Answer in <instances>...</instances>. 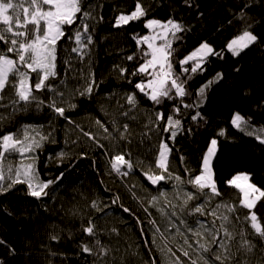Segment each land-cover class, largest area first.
<instances>
[{
  "label": "snow or ice",
  "instance_id": "snow-or-ice-1",
  "mask_svg": "<svg viewBox=\"0 0 264 264\" xmlns=\"http://www.w3.org/2000/svg\"><path fill=\"white\" fill-rule=\"evenodd\" d=\"M181 3L188 9L199 8L194 0H181ZM104 7L102 0H0V126L17 114L29 111L33 105L37 110L47 107L53 113L51 120L59 118L72 125L73 130L78 129L90 148L100 149L105 157L114 153L108 163L117 176L128 177L137 167L144 166V176L152 186L171 182L170 192L158 187L156 194L149 192L148 197L139 198L151 228V246L145 243L150 259L144 264H157L153 251L159 253V264H252L251 257L257 249L256 239L264 244V223L253 211L264 200V189L252 182L250 173H237L225 181L228 188L235 190L226 197L215 178L213 162L219 150L216 137L210 140L197 168L187 165L186 157L181 154L179 160L184 165L183 174L174 173L170 157L177 136L185 132L192 134V129L185 128L183 124L187 115L185 110L202 108L208 102V93L226 76L217 72L197 86L195 92L190 90L188 82L196 75H203L209 57L224 59L226 50L237 58L247 49L264 43V32L260 31L264 29V0H231L228 23H239L238 34L219 50L207 41L201 42L179 60H174L177 49L173 44L183 39L181 34L191 31L182 19L173 16L163 21L144 19L148 16V8L140 0L130 13L114 15V22L109 21L113 28L123 29L131 22L143 20V27L148 30V34L143 36L138 33L132 35L137 53L124 57L127 61H134L138 56L142 63L130 72L126 67L116 66L121 78L127 74L140 76L141 80L134 84L131 92L123 95L124 103L117 102V111L110 120H95L102 132L94 133L85 131L66 112L78 107L75 102L78 97L92 100L103 82L96 79L92 70V53L97 43L94 37L96 27L105 20L100 14ZM172 7L174 11L178 10L176 5ZM202 16L203 12H197V19ZM60 64L64 66L63 75L58 71ZM233 71L238 73L240 68L234 67ZM75 80L83 83L69 82ZM128 83L132 84V80L129 79ZM241 95L250 96L251 89H241ZM143 100L150 101L153 106H165L167 101H172L171 114L149 110L144 113L147 122L143 123L140 120ZM253 108L264 114V99ZM190 119L196 122L204 120V117L199 111H194ZM252 119L236 111L230 118V124L264 146V124L254 127ZM17 124L14 131L0 135V195L14 190L17 185H26L27 196L36 200L49 197L51 194L47 189L61 183L67 170L53 179H40L36 153L50 141L55 128L45 133L42 125ZM137 127L141 131L137 132ZM150 133L157 137L149 149L154 160L145 165L138 157L133 162L129 146L151 140ZM217 136L223 137L225 132L221 130ZM79 139L78 135L71 143L76 144ZM101 140H107L109 144L106 146ZM168 141L172 142L171 147ZM50 142L56 141L51 139ZM67 155L62 151L59 158L63 161ZM79 155L83 158L86 153ZM72 166L69 164V168ZM122 168L126 170L122 171ZM118 199H113L112 203H117ZM143 199H147L146 206ZM90 208L103 212L97 201H92ZM121 208L135 216L131 209L123 205ZM150 208L156 210L159 219L153 217ZM243 209L247 212L242 213ZM66 215L68 226L51 225L59 231L50 232L49 241L59 243L64 238L65 243L71 242L75 249L73 254H87L89 264H117L118 258L113 253L120 249L102 242L100 236L103 231L98 230L91 215L75 207ZM86 216L87 224L84 223ZM76 220L80 221L79 227H75ZM136 223L141 225L140 233L143 235L144 222L137 216ZM111 232L118 235L116 229ZM78 233L91 239L77 242L75 236ZM0 247L6 250L5 255L15 254V249L2 238ZM46 247L50 256L65 255L53 252L50 244ZM259 251L262 255L256 264H264V247ZM0 264L7 262L0 259ZM119 264H126L123 256L119 257Z\"/></svg>",
  "mask_w": 264,
  "mask_h": 264
},
{
  "label": "trees",
  "instance_id": "trees-1",
  "mask_svg": "<svg viewBox=\"0 0 264 264\" xmlns=\"http://www.w3.org/2000/svg\"><path fill=\"white\" fill-rule=\"evenodd\" d=\"M102 2L105 7L100 10V14L105 20L97 25L94 33L97 43L92 53V70L96 79L103 82L92 100L78 97L75 101L78 107L66 112V115L75 119L76 124L85 131L94 133L102 132L95 124V120L97 118L110 120L117 111V102L124 103L123 95L131 92L134 84L141 80L140 76L132 77L127 74L121 78L116 66L126 67L130 72L133 67L142 63L138 56L134 61H127L124 57L137 53V46L132 39L133 34L138 33L140 36L148 34V30L143 27V20L131 22L123 29L113 28L109 24L110 20L114 22V15L120 12L128 14L133 11L137 0H102ZM140 2L148 8V16L144 19L157 18L163 21L173 16L175 19H182L191 27V31L181 34L182 40L173 44V47L177 49L174 60L182 59L204 41L219 50L238 34L239 23L235 21L233 24L228 23L231 18L229 11L231 0H194V4L199 5L198 9H188L187 6L182 5L181 0H140ZM173 5H176L178 10L174 11ZM114 8L115 11L112 10ZM197 12H203L204 16L197 19ZM260 31L264 32V29ZM142 47L146 46L142 45ZM204 67L206 71L203 75H196L188 82L192 92H195L197 86L212 78L217 72L225 73L226 79L215 85L208 93V102L202 108L185 110L187 115L183 118V124L185 128L192 129V134L185 132L177 136L174 151L170 157V167L174 173L183 174L184 165L179 160L180 155L183 154L186 157L185 163L197 168L210 140L216 137L219 141V150L213 166L218 187L225 192L226 197L228 193L235 190L228 188L225 181L237 173H250L252 182L264 189V146L260 145L254 137L245 136L230 124V118L236 111L245 117L251 116L254 127L264 124V114L253 108V105L264 99V43L247 49L237 58H233L225 50L224 59L209 57V62ZM234 67H239L240 71L238 73L233 71ZM63 68L62 64L58 67L62 75ZM176 69L179 70L178 64ZM129 79L132 80V84L128 83ZM69 82L83 83L82 80ZM245 87L251 89V95L242 97L241 89ZM37 95L41 94L37 93ZM172 104V101H167L165 106H153L150 101L143 100L141 122H147L144 113L149 110H160L166 115L171 114ZM194 111H199L204 120L193 122L190 115L194 114ZM52 116L53 113L47 107L37 110L33 105L29 111L17 114L12 120L4 121L0 126V135L14 131L18 127L17 122L45 125L49 130L55 128L52 136L56 142H46L44 147L37 151L39 158L37 170L40 178L45 181L67 170L61 183L47 189L51 195L41 200L27 196L26 185H17L14 190L0 195V238L15 249L14 255H5L6 250L0 247V259L5 260L7 264H49V261L51 264H89L90 258L87 254H73L75 249L71 242L65 243L64 238L59 243L49 241V233L59 231L51 225L67 227L66 214L75 207L94 218L98 230L103 231V235L100 236L102 242L120 249L119 252L113 253L118 258L117 264L121 256L124 257L126 264H144L150 259L148 248L145 247L146 242L149 247L151 246L150 225L139 198L148 197L149 192L156 194L158 187L160 190L170 192L169 183L161 182L162 187L152 186L144 176L146 171L144 166L137 167L128 177L117 176L111 171L108 163L114 153L108 157L103 156L100 149L89 147V144L85 142L86 138L80 135L78 129L73 130V126L67 125L62 119L51 120ZM135 130L141 131L139 127ZM221 130L225 132V136L218 137L217 133ZM78 135L80 136L78 143H71ZM164 135L167 136V134ZM150 136L152 139L145 140L143 144L134 143L129 146L133 162H136L138 157L145 162V165L154 160L149 149L156 142L157 137L155 133H150ZM136 139L138 141L139 137ZM66 140L70 147L66 148ZM168 142L171 147L172 142ZM101 143L107 146L109 141L101 140ZM64 149L69 155L65 156L63 161L56 159L54 154ZM79 153H86V155L81 158ZM125 159L128 157L125 156ZM69 164L73 166L69 168ZM123 170L126 169L122 168ZM117 197L119 198L117 203L113 204L112 200ZM92 201H97L103 212L91 209ZM142 202L145 206L147 205V199H143ZM121 205L131 209L135 216L123 212ZM149 211L156 218L155 209L150 208ZM253 211L264 223V200H261ZM241 212H247V210L243 209ZM137 216L144 222L143 235L140 233L141 225L136 223ZM100 217L103 218L100 219ZM79 223L80 221L76 220L75 227H79ZM84 223L87 224V216ZM112 229H116L118 235L112 233ZM90 239L83 233L75 236L77 242L81 240L88 242ZM49 244L53 252H62L65 255L50 256L46 247ZM256 244L255 255L251 257L252 264H256V261L260 259L262 253L259 248L264 247L258 238ZM153 255L157 257V264H159L157 252L153 251Z\"/></svg>",
  "mask_w": 264,
  "mask_h": 264
},
{
  "label": "rangeland",
  "instance_id": "rangeland-1",
  "mask_svg": "<svg viewBox=\"0 0 264 264\" xmlns=\"http://www.w3.org/2000/svg\"><path fill=\"white\" fill-rule=\"evenodd\" d=\"M74 55V54H73ZM35 126H41V125H35ZM43 126V131L45 132V133H47V132H49V131H51V130H49V128L47 127V126H45V125H42ZM51 139H53V136L50 138V141H51ZM65 146H66V148L67 147H70V145H69V143H66L65 142ZM63 152H65V149L64 150H62ZM62 151H60V152H62ZM60 152H58V153H56V154H54V157L56 158V159H60L59 158V153ZM37 154V153H36ZM41 179V178H40ZM150 183V182H149ZM169 186L171 187V182H169ZM171 191V190H170ZM155 212H156V210H155ZM156 218L157 219H159V214L156 212ZM149 236H150V240H151V228H149ZM157 255H158V260H159V253H157Z\"/></svg>",
  "mask_w": 264,
  "mask_h": 264
}]
</instances>
